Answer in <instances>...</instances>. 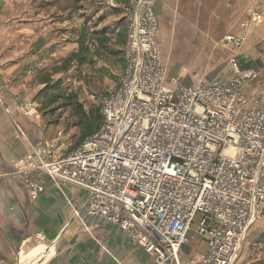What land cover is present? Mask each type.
I'll list each match as a JSON object with an SVG mask.
<instances>
[{
    "label": "built area",
    "instance_id": "obj_1",
    "mask_svg": "<svg viewBox=\"0 0 264 264\" xmlns=\"http://www.w3.org/2000/svg\"><path fill=\"white\" fill-rule=\"evenodd\" d=\"M99 1L121 11L126 36L98 128L65 155L36 143L14 161V174L31 199L46 180L84 191L85 214L123 230L152 264L177 263L191 232L204 251L190 264H237L248 230L264 223V91L243 93L257 72L232 61L220 79L188 86L168 78L155 0ZM226 41L239 48L245 35ZM13 99L23 117L35 115L32 102Z\"/></svg>",
    "mask_w": 264,
    "mask_h": 264
},
{
    "label": "crops",
    "instance_id": "obj_2",
    "mask_svg": "<svg viewBox=\"0 0 264 264\" xmlns=\"http://www.w3.org/2000/svg\"><path fill=\"white\" fill-rule=\"evenodd\" d=\"M98 2L102 3L95 0L91 7H86L87 1L80 0L70 9L67 0H0V86L12 95L0 92V264H152L151 258L132 245L123 230L85 214L84 191L69 187L58 190L46 180L43 194L31 199L12 167L31 146L44 141L47 132L44 119L23 117L13 97L33 102L44 81L51 79L52 70L59 74L66 67L68 53H76L77 66L85 59V65L91 64L99 74L113 61L112 53L120 50L112 45L114 40L110 46L98 45V38L114 37L119 30L117 21L123 17L121 11ZM227 3L231 37L245 35L244 43L235 51L240 67L259 72L258 78L243 89L247 97H252L256 91L250 87L255 89L264 83V0H155L161 61L166 67L159 46L160 23L164 18L185 13L188 19L201 11L206 13V6L215 4L227 11ZM248 10L260 13L261 20L251 23ZM103 13L111 15L101 19L105 17ZM84 31L97 44L93 46L88 40L82 46ZM68 37L72 38L67 40ZM229 47L234 50V46ZM58 74L52 78L58 79ZM166 75L170 77L167 67ZM203 81L206 80L188 86ZM263 236L264 223L251 226L237 264H242L243 246L250 245V241L251 247L263 248ZM203 251L200 238L191 237L174 264H190ZM250 263L264 264L263 254L254 255L247 264Z\"/></svg>",
    "mask_w": 264,
    "mask_h": 264
},
{
    "label": "rangeland",
    "instance_id": "obj_3",
    "mask_svg": "<svg viewBox=\"0 0 264 264\" xmlns=\"http://www.w3.org/2000/svg\"><path fill=\"white\" fill-rule=\"evenodd\" d=\"M79 1L67 0L68 7L72 9ZM84 1H87L86 7H91L95 2V0ZM116 1L123 4V0ZM101 4L99 3V5ZM206 7L208 9L206 13L201 11L195 17L190 15L187 19L185 13L182 16L178 14L168 15L160 23L159 46L168 75L170 78L180 77L181 81L187 85L199 80L225 77L232 61L241 66L238 61L240 57L238 58V53H235L237 48L230 49L229 45L232 43L226 41L232 34V26L229 21V4L227 3V11L223 6L219 7L218 4ZM97 8L101 9L99 6ZM183 9H186V6H183ZM106 14L103 13L105 17H101V19H106L108 17ZM107 15H111V13ZM117 23L119 30L113 38H98L100 47L110 46L113 40L115 43L112 45H115L116 48L120 47L119 51L112 53L114 59L108 68L104 67V71L98 74L91 64L85 65V59L77 66L74 63L76 53H68L66 67L59 70V74L56 73V70H52L51 79L48 77L44 81L42 89L34 97L36 113L27 119H44V128L47 130L44 142L57 147L61 154L73 151L84 139L95 133L99 125L101 100L118 84L124 66L123 47L126 25L123 17ZM87 37L84 31L82 46H85L88 40H91L93 46L97 44V40L92 41ZM70 38L72 37H68L67 40ZM83 56L84 58L88 57L85 51ZM256 72L259 76V72ZM55 74L59 75L58 79L52 78ZM105 81L106 84L104 85ZM250 89L251 91L255 90L256 94L262 92L264 91V83L258 84L255 89L254 87H250ZM90 109L93 110V115L88 116L87 113ZM190 236L194 237L196 234L191 232ZM249 244L243 246L244 259L243 262L241 261L242 264H247L257 253L264 256V244L263 248L255 245L251 247V241Z\"/></svg>",
    "mask_w": 264,
    "mask_h": 264
},
{
    "label": "trees",
    "instance_id": "obj_4",
    "mask_svg": "<svg viewBox=\"0 0 264 264\" xmlns=\"http://www.w3.org/2000/svg\"><path fill=\"white\" fill-rule=\"evenodd\" d=\"M87 115H88V116L93 115V110L90 109V110L88 111ZM100 119H101V117H100V115H99V123H100ZM95 132H96V131H95Z\"/></svg>",
    "mask_w": 264,
    "mask_h": 264
}]
</instances>
